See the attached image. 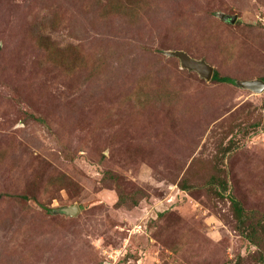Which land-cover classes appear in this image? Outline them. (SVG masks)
Masks as SVG:
<instances>
[{
  "label": "rangeland",
  "instance_id": "rangeland-1",
  "mask_svg": "<svg viewBox=\"0 0 264 264\" xmlns=\"http://www.w3.org/2000/svg\"><path fill=\"white\" fill-rule=\"evenodd\" d=\"M249 80L264 0H0V264H264Z\"/></svg>",
  "mask_w": 264,
  "mask_h": 264
},
{
  "label": "water",
  "instance_id": "water-1",
  "mask_svg": "<svg viewBox=\"0 0 264 264\" xmlns=\"http://www.w3.org/2000/svg\"><path fill=\"white\" fill-rule=\"evenodd\" d=\"M220 18L227 19L228 17H224L223 15ZM235 17L229 18L230 23L234 22ZM170 55L176 57L179 62L180 66L183 69H187L189 71L196 72L201 78L209 81L213 75V68L208 65L203 60H196L188 56V54L182 51H174L170 52ZM239 85L249 91L254 93H261L264 91V81L262 80H249V81H242ZM79 212V208L74 205L71 207H65L61 209V213L68 216H74Z\"/></svg>",
  "mask_w": 264,
  "mask_h": 264
},
{
  "label": "trees",
  "instance_id": "trees-1",
  "mask_svg": "<svg viewBox=\"0 0 264 264\" xmlns=\"http://www.w3.org/2000/svg\"><path fill=\"white\" fill-rule=\"evenodd\" d=\"M212 80L220 82V83H227L230 82V79L227 77H220L217 75L216 72L213 71V75H212ZM222 188L224 189V187L222 186ZM231 204H232V208L234 213L236 214V216L238 218H241L243 216V211L242 208L240 207V204L233 198H230Z\"/></svg>",
  "mask_w": 264,
  "mask_h": 264
}]
</instances>
